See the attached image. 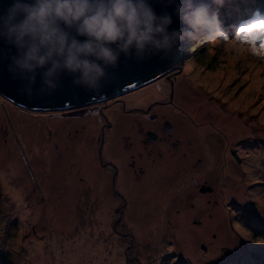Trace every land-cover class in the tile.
<instances>
[{"label": "rangeland", "instance_id": "rangeland-1", "mask_svg": "<svg viewBox=\"0 0 264 264\" xmlns=\"http://www.w3.org/2000/svg\"><path fill=\"white\" fill-rule=\"evenodd\" d=\"M236 33L193 41L181 67L96 104L0 94V264H264V56ZM147 130L160 140L143 143Z\"/></svg>", "mask_w": 264, "mask_h": 264}, {"label": "clouds", "instance_id": "clouds-1", "mask_svg": "<svg viewBox=\"0 0 264 264\" xmlns=\"http://www.w3.org/2000/svg\"><path fill=\"white\" fill-rule=\"evenodd\" d=\"M224 3L179 0L175 13L185 27L169 31L171 15L158 16L148 0H14L0 15V36L18 50L9 68L28 81L27 95H32L37 69H46L39 93L60 87L63 72L73 77V84L99 92L121 53L141 60L163 53L162 59L175 61L179 55L174 50L182 43L224 36L219 15ZM253 15L258 17V10Z\"/></svg>", "mask_w": 264, "mask_h": 264}, {"label": "water", "instance_id": "water-1", "mask_svg": "<svg viewBox=\"0 0 264 264\" xmlns=\"http://www.w3.org/2000/svg\"><path fill=\"white\" fill-rule=\"evenodd\" d=\"M13 2L14 0H0V15H3ZM148 2L158 16L165 12L171 15L172 23L169 26V31L185 27L175 13V5L179 0H171V2L170 0H148ZM196 2H200V0H196ZM204 2L210 3L211 0H204ZM77 38L81 41L86 39L84 36ZM187 47V42H184L179 49L174 50L179 55L175 61L172 57L162 59L163 53L142 60L137 59L134 53L131 58L121 53L117 67L108 69L109 75L102 81L99 92L85 90L84 87L73 84V77L67 72H63L59 76L60 87L51 93H39L38 90L42 87V72L46 69H37L36 82L31 85L32 95L29 96L23 91L28 81L22 79L18 74L14 75L9 68L12 57L18 55V50L15 45L0 36V94L18 105L36 110L57 111L96 104L136 90L170 73L173 69L181 67L187 54L185 51ZM171 100H173V92ZM170 124L168 120L164 123V130L168 133L172 132ZM147 133L150 137L157 138L155 132L148 131ZM232 154L240 162V156L235 149H232ZM206 190L212 191V187L202 188V191Z\"/></svg>", "mask_w": 264, "mask_h": 264}, {"label": "snow or ice", "instance_id": "snow-or-ice-1", "mask_svg": "<svg viewBox=\"0 0 264 264\" xmlns=\"http://www.w3.org/2000/svg\"><path fill=\"white\" fill-rule=\"evenodd\" d=\"M236 34L238 39L251 46V52L264 56V20L260 19L259 16L241 25ZM257 42L259 43V48L256 47Z\"/></svg>", "mask_w": 264, "mask_h": 264}, {"label": "bare ground", "instance_id": "bare-ground-1", "mask_svg": "<svg viewBox=\"0 0 264 264\" xmlns=\"http://www.w3.org/2000/svg\"><path fill=\"white\" fill-rule=\"evenodd\" d=\"M185 69L186 70H188V71H191V70H193L194 72H196V73H199V71H200V69L201 68H195L194 67V64H193V62H187L186 63V66H185ZM196 73H194L195 75H196ZM219 74H220V72H217V75H212L211 77L210 76H207L206 77V80L207 81H209L210 83H211V85H216L217 84V81H218V79H217V76L219 77ZM163 90V89H162ZM156 92H160V91H156ZM161 93L162 92H160V95H161ZM118 97H120V96H118ZM118 97H115V98H118ZM113 99V98H112ZM110 100V99H109ZM236 102L237 101H235V104H236ZM154 115H156V114H154ZM170 122V121H169ZM238 123L240 122V120L239 121H237ZM241 122H242V120H241ZM171 123V122H170ZM167 165H168V162L167 161H162V166H161V170H163L165 167H167ZM16 170H18V167L17 166H15V164H13L12 166H11V169H10V172H9V177L12 175V174H14V175H16ZM8 174V173H7ZM187 174H189V173H187ZM4 178L5 179H8L7 177H6V175H4ZM7 185H9L8 183H5V186H7ZM24 197V193L22 192V190H20V191H16V193H14V198L16 199V200H21L22 198ZM35 216H38L39 215V212L38 211H36L35 212V214H34ZM101 221V220H100ZM246 236H248V235H246ZM249 237V236H248ZM247 239H249V238H247Z\"/></svg>", "mask_w": 264, "mask_h": 264}, {"label": "flooded vegetation", "instance_id": "flooded-vegetation-1", "mask_svg": "<svg viewBox=\"0 0 264 264\" xmlns=\"http://www.w3.org/2000/svg\"><path fill=\"white\" fill-rule=\"evenodd\" d=\"M161 103H164V102H161ZM125 109V108H124ZM102 110V113H103V115H104V108H102L101 109ZM153 116H154V114H152ZM166 121V120H165ZM165 121H164V123H165ZM110 125V124H109ZM171 126H172V132L171 133H168V136L170 137V138H168V137H165V138H163V140H167V139H171L172 138V135H173V131H174V125L171 123L170 124ZM163 127H164V124H163ZM148 131H152V130H147L145 133H146V136L143 138V143H146V144H148V143H150L151 141H157V140H160V137H159V135H158V133L157 132H155V131H153V132H155V134H156V136H157V138H153V137H150L149 135H148ZM162 140V139H161ZM171 142H172V145H174L175 147H178V145L180 144V140L179 139H175V140H171ZM102 149L100 150V153H99V156H100V159H102ZM160 154H161V152H160ZM231 154H232V150H231ZM233 155V154H232ZM160 156H162V154L160 155ZM102 161V160H101ZM135 162H137V160H134V165H135ZM107 163H109V162H107ZM110 164V163H109ZM115 166V165H114ZM116 167V166H115ZM139 170L141 171V172H143V173H145L146 172V169L141 165V166H139ZM114 180H116V176H114V178H113ZM193 179V182L195 181V178L193 177L192 178ZM114 184H115V182H114ZM204 187H207V184L204 186Z\"/></svg>", "mask_w": 264, "mask_h": 264}, {"label": "trees", "instance_id": "trees-1", "mask_svg": "<svg viewBox=\"0 0 264 264\" xmlns=\"http://www.w3.org/2000/svg\"><path fill=\"white\" fill-rule=\"evenodd\" d=\"M227 5V4H226ZM216 7V6H215ZM222 10L219 9V15L221 14ZM223 19V18H222ZM198 45H196V43L191 47V51H193L194 49H196ZM199 47V46H198Z\"/></svg>", "mask_w": 264, "mask_h": 264}]
</instances>
